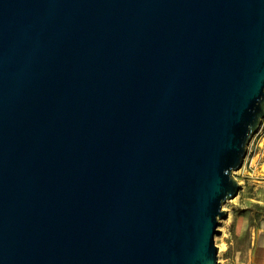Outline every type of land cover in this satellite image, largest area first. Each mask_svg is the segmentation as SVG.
Wrapping results in <instances>:
<instances>
[{"label":"water","instance_id":"water-1","mask_svg":"<svg viewBox=\"0 0 264 264\" xmlns=\"http://www.w3.org/2000/svg\"><path fill=\"white\" fill-rule=\"evenodd\" d=\"M264 117V0H0V264H219Z\"/></svg>","mask_w":264,"mask_h":264},{"label":"rangeland","instance_id":"rangeland-1","mask_svg":"<svg viewBox=\"0 0 264 264\" xmlns=\"http://www.w3.org/2000/svg\"><path fill=\"white\" fill-rule=\"evenodd\" d=\"M259 126L243 164L233 171L239 193L223 204L227 215L215 236L219 264H264V117Z\"/></svg>","mask_w":264,"mask_h":264},{"label":"bare ground","instance_id":"bare-ground-1","mask_svg":"<svg viewBox=\"0 0 264 264\" xmlns=\"http://www.w3.org/2000/svg\"><path fill=\"white\" fill-rule=\"evenodd\" d=\"M223 249H224V246H222V251H223Z\"/></svg>","mask_w":264,"mask_h":264}]
</instances>
